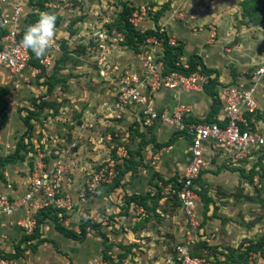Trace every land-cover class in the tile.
<instances>
[{
  "label": "rangeland",
  "instance_id": "obj_1",
  "mask_svg": "<svg viewBox=\"0 0 264 264\" xmlns=\"http://www.w3.org/2000/svg\"><path fill=\"white\" fill-rule=\"evenodd\" d=\"M17 1L28 14L31 11L23 1L37 15L41 13V5L44 6L42 12L54 13L56 27L61 26L68 33L56 30V45L46 52L49 63L20 80L32 86H24L17 95L20 101L16 111L24 127L15 126L9 135L7 129L1 133L0 160L11 157L24 160L15 169L20 173V181L11 185L17 190L25 189L39 153L46 160L53 148L66 149L73 143L64 158L66 191L78 202L73 210L63 211L61 222L83 239H53L54 225L46 212L34 216L30 233H24L23 229L18 234L10 233V228L19 226L14 219L8 221L0 216L2 234L11 241V249L0 247V252L14 253L25 264H176L174 250L185 240L187 224L173 191L175 186L168 182L181 172L186 162L187 137L160 122L142 128L125 117V113L121 121L87 119V112L112 97L109 82L97 76L92 64L95 57L89 54L86 58L83 44L103 26L102 16L109 18L110 26L116 22L121 28L124 18L118 12L123 2L144 13V22L130 23L140 33L149 29L147 23L156 28L160 18L170 16L178 28L199 35L203 54L199 57L210 74L198 70L200 84L179 92L211 97L223 84L249 78L264 56V0H114L116 11L112 13L105 9L108 0ZM22 32L20 28L19 37ZM135 41L132 45L119 44L111 61H130L135 66L133 51L141 40ZM178 57L184 60L183 49ZM179 92L175 91L174 97ZM213 105L211 102L213 108L217 107V101ZM170 106L188 105L166 103L161 109ZM260 106L264 107L263 101ZM5 123L0 119L1 129ZM76 126L81 127L80 133H85L74 134ZM79 145H84V152L79 154L81 167L76 166ZM75 150L77 155L73 153ZM219 153L207 154L206 167L195 181L198 225L193 250L213 264L263 262L264 155L255 154L233 163L218 156ZM107 163L111 172L107 175L109 182L87 191L86 181L93 171ZM5 165H0V177L4 176ZM78 193H84L83 201L77 199Z\"/></svg>",
  "mask_w": 264,
  "mask_h": 264
},
{
  "label": "built area",
  "instance_id": "obj_2",
  "mask_svg": "<svg viewBox=\"0 0 264 264\" xmlns=\"http://www.w3.org/2000/svg\"><path fill=\"white\" fill-rule=\"evenodd\" d=\"M114 4V0L106 1V11H116ZM143 14L142 10L133 7L128 12L127 20L136 24L142 21ZM25 16L26 13L17 4L13 5L10 13L0 12V28L7 30L0 36V56L7 57L0 60V67L8 72L9 78L16 77L25 68H29L34 74L40 71L41 66L46 67L50 61V56L45 54L38 58L39 66H30L31 51L20 47L22 37L18 36L20 28H25ZM102 18L103 26L90 34L84 44L87 57L89 54L95 57L92 64L97 76L109 82L108 90L112 98L106 103L103 117L121 121L125 119V113V117L137 122L142 128L155 126L160 122L172 126L173 130L187 137L188 161L181 172L176 174L177 188L173 190L180 202L187 228L185 240L175 247V260L176 264H211L208 259L191 252L198 225L195 220L198 201L195 181L206 167L208 151L220 152L218 156L233 163L243 162L255 154L264 155V107L260 106V100L264 99V56L258 61L249 78L235 80L220 88L217 94L220 112L215 118L196 120L190 115L188 107L158 109L153 103L154 95L160 90L179 92L195 89L201 78L197 70L189 74L179 70L178 66L184 69L189 67L185 57L183 61L178 57L173 68L165 65L163 41L160 37L163 28H154L157 34L142 38L133 51L137 61L134 66L131 62L111 61V56L125 40V36L114 25L110 26L107 16ZM167 41L175 44L169 36ZM55 45L56 42L52 47ZM91 50L92 54L88 52ZM72 145L74 144L66 149L53 148L52 154L46 160L39 153L31 168L29 182L22 193L16 194L15 189L6 183L5 189L0 191V216L22 210L24 216L16 220V224L24 233H30L37 212L50 207L61 216L63 211L73 210L78 200H74L66 191L68 178L64 159ZM107 167L108 163L93 171L86 181L87 191H94L97 185L109 182L107 175L111 172ZM84 197V193L77 195V199L81 201ZM0 264L25 262L21 257L0 253ZM250 264H264V260Z\"/></svg>",
  "mask_w": 264,
  "mask_h": 264
},
{
  "label": "crops",
  "instance_id": "obj_3",
  "mask_svg": "<svg viewBox=\"0 0 264 264\" xmlns=\"http://www.w3.org/2000/svg\"><path fill=\"white\" fill-rule=\"evenodd\" d=\"M18 2L19 1H17V0H0V12L10 13L13 5L17 4L20 6V4H18ZM24 2H25V6L31 11V8L28 5V3L26 1H23V3ZM22 10H23V8H22ZM169 17L170 16L164 15L162 18H160L158 20V23H156L155 27L156 28H158V27L163 28V30L166 32V34L172 40L183 42V56L185 58H187L191 54H197L198 56L203 55L200 52L202 47L199 46V44H198L199 35L197 33L192 34L191 32H187L183 28H178L177 26H175L173 19H171ZM141 22H144V20ZM178 23H180V22H178ZM146 27L153 28L151 26H148V23H147ZM61 29H62L61 26H60V28H59V26L56 27V30L60 31L61 33L62 32L68 33L67 30H65V29L61 30ZM64 36L68 37V35H65V34H64ZM207 55H209V54H207ZM125 62H130V61H125ZM212 67H214V66H212ZM29 73L31 74V70L29 68H25L16 77L9 78L8 72L5 69H2L0 67V87L6 89V92L3 94L2 98H4L7 102V106L5 108V113H6V121H5L6 123L5 124L6 125L3 129L0 130V141L3 140V137H1V133H4L3 131H5V129H7V132L9 135V133H11L13 131V128L15 126L16 127H22V126L24 127V123H22V121H21V119L18 116L17 111H16L17 104L20 101V100H18L19 98L17 95L21 94L20 92H18V90L24 89L26 87V85L29 88L32 87L30 84L25 85L22 81H20V80H22V78H24V76H26V74H29ZM15 83H17L16 89H14ZM223 85H225V84H223ZM219 90L220 89H218V91ZM218 91H217V94H218ZM174 94H175L174 90H166V89L160 90L157 94L154 95V98H153V100H154L153 103H154L155 107H157L158 109L159 108L161 109L164 105H166V103H168L170 105H174V103H176V102L185 103L186 105H188L187 107L190 109V113H191L190 115L191 116L195 115V116H193V119H196V120L207 119V118L213 119L220 112L219 100H216L217 101V107L213 108L211 106L212 99L208 95H202L201 93L196 94V93H180L179 92L178 95H176L174 97ZM217 94H216V98H217ZM24 100L25 99H21V101H24ZM25 101L28 102L27 100H25ZM262 101L264 102V99ZM106 103L104 101L103 103H101L100 107L92 108L91 111L87 112L88 113L87 119L93 118V122L95 119H98L99 121L103 120L102 118H104L103 114H104V110L106 107ZM90 107H92V106H90ZM172 109H174V108H172V106H170L169 110H172ZM92 110H94V111L92 112ZM97 113H99V114H97ZM79 128L81 129L80 126H76V128L74 130H72V132L74 134L78 135L80 133ZM83 133H85V132L80 133V135H82ZM7 142H8V140H7ZM6 145L10 146V144H7V143H6ZM83 146L84 145L77 146V149H78L77 159L78 160H76V166L79 165L80 167L83 166L82 162H81V158L79 159V157H80L79 154H82L84 152ZM92 147L93 146L90 145V148H92ZM76 150L73 151V153L77 155V153H75ZM86 151H87V149H86ZM89 152L90 151H88V153ZM209 153H211V152L208 151L207 154H209ZM188 156H189V153L187 151L186 162H185L184 166L186 165V163L188 161ZM21 163H24L23 159H17L16 161L8 163L5 165L6 170L3 171L4 178L7 179V183H9L10 185H11V182H19L20 181V179H21L20 173L18 172V174H17V171L15 169L17 167H19L20 165H22ZM184 166H182L181 169H183ZM5 184L6 183L3 184L2 181L0 180V191L5 189V186H6ZM11 187H12V185H11ZM23 190L24 189L20 188L19 190L15 189L14 191L16 192V194H19V193H22ZM135 193H137V192H135ZM94 198L97 199V196H94ZM2 216L5 220L11 221V219H14L16 221V219L22 218L24 216V213L22 212V210H18V211H15L14 213H12L10 215H2ZM0 223H1V221H0ZM18 228H19V230H18ZM18 228L14 226V227L9 229V232L10 233L14 232L15 234H18V233H20V231H22L20 227H18ZM3 231L4 230H3L2 226H0V247L4 248L5 250H9V249H11V247L9 245V243L11 241H10V238L8 236H5L4 234H2ZM52 232H53V234H52L53 239H58V238L59 239H69L68 237H65L61 232L57 231L55 228H53ZM96 238H98V237H96Z\"/></svg>",
  "mask_w": 264,
  "mask_h": 264
},
{
  "label": "trees",
  "instance_id": "obj_4",
  "mask_svg": "<svg viewBox=\"0 0 264 264\" xmlns=\"http://www.w3.org/2000/svg\"><path fill=\"white\" fill-rule=\"evenodd\" d=\"M121 5H122L123 8L119 12V14H121V16L124 18L121 21V28H118L116 26L117 25L116 22L113 23V25L115 27H117V30L122 31L124 33L125 40L123 42H129V44L132 45L134 42H136L135 41L136 39L142 40V38H144L145 35L157 34L156 33V30H158V28H155L156 30L153 29V28H149V29L144 30V32H141V33L137 30V28H133L132 25L130 24V22L127 21V18H125V17H127L129 10L132 9L133 6L132 5L129 6V5H127L124 2ZM40 11H45V7L41 5ZM29 13L30 14H28V12L26 13L27 16H25V19H24V21H25L24 22L25 28H22V31L23 32L20 34L21 37L23 36V33H24L26 27L29 26L30 24H33L39 18V15H37L36 12H34V10H32V9H31V12H29ZM3 29L4 30H2V34L6 33V31H7L6 28H3ZM160 37H162V41H163V49H164L163 50V60L165 62V65L166 66H169V68H173L172 66H174V61L177 59L178 55H180V53H181V51L183 49V42H181V41H175V44L168 43V41H167L168 35L166 34L165 31H163V34H161ZM83 46H84L83 53L86 55V58H87V53H85V46L86 45L83 44ZM135 49H136V46H135ZM173 50H174V52H173ZM31 54H32V56H31V59H30V66H31V64H32L31 67L39 66V64H38V57H36L32 52H31ZM186 60H187V62L189 64V67L188 68H185L184 69L181 66H178L179 70H181L185 74H189V73H191V72H193L195 70H197V71L200 70L201 72H204L205 71V74L206 75H210V74L207 73L208 70L205 69L204 64H202L203 61H201L200 57L197 54H191V55H189ZM202 65H203V67H202ZM42 69H43V67H40V71ZM5 92H6V89L0 87V119L3 120L4 122L6 121L5 108L7 106V102H6V100L4 98H2V96H3V94ZM216 94H217V90H216V92L214 91V93L211 96L212 102L214 103L213 106H215ZM208 119H210V118H207V120ZM151 127H153V126H151ZM0 130H1V126H0ZM177 133H179L180 135H182L181 132H177ZM21 145L23 146V144H21ZM15 151H13V152H15ZM13 152H11V154H9V155L11 156L13 154ZM18 159H20V158H18ZM16 160L17 159H13L12 157H11V160H8V159L5 160L3 158L2 160H0V165L8 164V163L14 162ZM0 180H2V183L3 184L6 183V182H4L5 181L4 176H1L0 177ZM168 183H172V185H174L175 188H177V186H176L177 185V182H176V174L172 176V178L169 180ZM179 186H180V184H179ZM41 212H46V215L47 214L50 215V216H48L47 219H49L51 221V223H53L54 228L57 231L61 232L65 237H68V238H71V239H79V240H82L83 239L82 236H78L77 231H74V230H71V229L67 228L61 222L60 218H62L64 216V214H62L61 216H59V215H57V212L55 211V209H52L50 207L49 208L47 207V208H45V209L37 212L35 215L40 214ZM46 215H45V218H46ZM81 229H82V232L84 233V231H83L84 230V227L82 225H81ZM78 233H80V231ZM101 236H102L103 239H106V236L104 234H101ZM193 248L194 247L192 246L191 252L193 254H196L194 252ZM0 253H2V252H0ZM174 253H175V256H176V249L174 250ZM3 255H11V256H14V257H19L16 254L14 255V253L13 254H4L3 253ZM210 262L213 264L212 261H210Z\"/></svg>",
  "mask_w": 264,
  "mask_h": 264
},
{
  "label": "clouds",
  "instance_id": "obj_5",
  "mask_svg": "<svg viewBox=\"0 0 264 264\" xmlns=\"http://www.w3.org/2000/svg\"><path fill=\"white\" fill-rule=\"evenodd\" d=\"M57 16L50 12H41L38 20L27 26L20 47L31 50L36 57H42L54 45L56 37ZM7 57L0 56V60Z\"/></svg>",
  "mask_w": 264,
  "mask_h": 264
}]
</instances>
